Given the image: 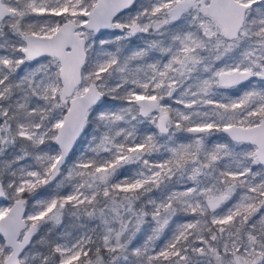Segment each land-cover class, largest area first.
Here are the masks:
<instances>
[{
	"label": "snow or ice",
	"instance_id": "1",
	"mask_svg": "<svg viewBox=\"0 0 264 264\" xmlns=\"http://www.w3.org/2000/svg\"><path fill=\"white\" fill-rule=\"evenodd\" d=\"M0 264H264V0H0Z\"/></svg>",
	"mask_w": 264,
	"mask_h": 264
}]
</instances>
